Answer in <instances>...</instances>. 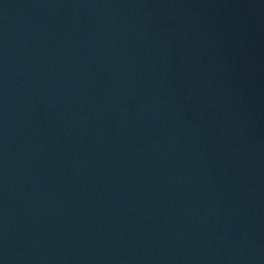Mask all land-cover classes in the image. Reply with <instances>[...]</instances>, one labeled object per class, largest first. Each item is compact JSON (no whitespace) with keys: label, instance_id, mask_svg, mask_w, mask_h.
Wrapping results in <instances>:
<instances>
[{"label":"water","instance_id":"1","mask_svg":"<svg viewBox=\"0 0 264 264\" xmlns=\"http://www.w3.org/2000/svg\"><path fill=\"white\" fill-rule=\"evenodd\" d=\"M0 264H264V0H0Z\"/></svg>","mask_w":264,"mask_h":264}]
</instances>
